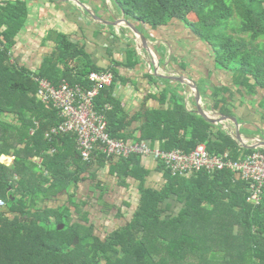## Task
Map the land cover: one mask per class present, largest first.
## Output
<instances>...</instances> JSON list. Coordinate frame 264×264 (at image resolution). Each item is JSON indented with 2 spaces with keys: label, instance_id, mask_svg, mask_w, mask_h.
<instances>
[{
  "label": "trees",
  "instance_id": "obj_1",
  "mask_svg": "<svg viewBox=\"0 0 264 264\" xmlns=\"http://www.w3.org/2000/svg\"><path fill=\"white\" fill-rule=\"evenodd\" d=\"M113 1L128 18L152 29L183 20L208 41L218 66L233 73L237 87L264 89V0ZM26 16L22 0L0 4V159L14 157L9 167L0 162V200L6 203L0 207V264H264V201L249 203L248 184L229 171L180 177L159 163L166 184L153 190L142 186L147 172L140 157L110 162L120 179L141 182V196L127 224L105 232L104 238L97 235L91 212L76 194L71 206L48 208V200L69 192L77 181L91 179L93 164L103 159L98 151L91 162H84L76 135L46 137L64 120L51 105L37 100L35 79L55 88L66 81L90 89L89 76L102 72L90 65L82 68L86 54L66 35H59L56 52L38 72L14 65L11 52ZM229 31L246 34L249 41ZM76 62L80 64L75 67ZM110 88L102 91L96 109L112 108L105 112L109 132L122 139L113 127L118 106ZM211 133L209 124L187 113L178 101L172 112L150 113L139 139L159 140L161 150L186 153L206 143L211 155L228 152L230 159H239L240 148L229 135L221 133L213 140ZM37 157L43 159L41 166L33 161ZM174 198L178 213L170 202ZM60 225L66 229L59 230Z\"/></svg>",
  "mask_w": 264,
  "mask_h": 264
},
{
  "label": "crops",
  "instance_id": "obj_2",
  "mask_svg": "<svg viewBox=\"0 0 264 264\" xmlns=\"http://www.w3.org/2000/svg\"><path fill=\"white\" fill-rule=\"evenodd\" d=\"M11 1L16 0H0V4ZM22 1L25 2L27 16L15 38L11 52L12 63L30 72H38L56 52L59 35L68 36L86 54L82 68L90 65L102 73L112 74V71H116L113 73L115 83L110 91L118 108L113 113L112 122L122 139L141 140V128L148 122L150 113L172 112L178 101L185 106L187 113L203 119L198 115V104L192 91L166 81V76L187 78L195 82L206 116L210 115L212 119L218 116L233 119L240 127L241 137L249 145L252 143L251 136L260 137L264 134V89L237 87L233 73L218 66L208 41L183 20L172 19L169 24L152 29L126 16L142 34L139 44L149 47V51H144L135 40L134 30L124 25L110 24L124 17L123 9L113 0H79L80 3L78 0ZM130 52H133L132 56ZM79 64L76 62L73 66ZM253 84H256L254 80ZM175 95L178 97L174 98ZM206 123L211 126L213 140H216L218 134H227L240 148L237 158L242 159L247 155L243 154L237 140L225 128ZM230 127H233L232 124ZM51 135L48 132L46 137ZM151 145L160 148L161 142L157 140ZM55 151L51 149L49 153ZM224 154L229 155L228 152ZM99 155L103 160L93 164L91 174L88 175L91 179L77 181L69 192L60 193L47 203H58L68 196L69 201H64L60 207L71 206V195L76 194L79 202L86 205L85 210L91 212L90 218L96 231L104 234L119 229L131 219L140 203L141 182L135 178L120 179L114 166L101 153ZM13 161L14 157L6 155L0 159L7 167ZM33 161L39 166L43 164L41 157ZM140 161L141 168L147 172L143 188L163 189L166 178L160 164L150 157H140ZM42 169L46 168L43 166ZM170 202L173 210L178 213L181 208L176 198ZM72 209L76 213V209ZM74 217L76 221L79 218Z\"/></svg>",
  "mask_w": 264,
  "mask_h": 264
},
{
  "label": "built area",
  "instance_id": "obj_3",
  "mask_svg": "<svg viewBox=\"0 0 264 264\" xmlns=\"http://www.w3.org/2000/svg\"><path fill=\"white\" fill-rule=\"evenodd\" d=\"M88 81L91 88L72 87L64 83L55 88L46 80L35 79L38 86L36 98L51 105L64 120L51 134L77 136V148L84 162H91L100 151L109 162L129 159L132 156L150 157L163 163L174 175L192 177L200 172L214 174L229 171L239 175L248 184V202L261 205L264 201V151L256 150L242 159L232 160L227 154L211 155L206 143H200L192 152L164 151L147 140L131 141L113 137L109 132L106 111L98 112L96 100L102 91L115 83L111 73H92ZM6 203L0 200V207Z\"/></svg>",
  "mask_w": 264,
  "mask_h": 264
},
{
  "label": "water",
  "instance_id": "obj_4",
  "mask_svg": "<svg viewBox=\"0 0 264 264\" xmlns=\"http://www.w3.org/2000/svg\"><path fill=\"white\" fill-rule=\"evenodd\" d=\"M77 2H79V0ZM87 12L91 13L88 9H87ZM122 13L124 15V17L122 19H117L116 23H111L110 22V24L113 25V26L124 25L125 27H128L129 29L134 30L135 31V40L137 41L138 45L140 47H142L144 49V51H149V47L147 45L145 47V46H141L139 44V41L142 38L141 32L137 29L135 24H133L132 22H130L127 19L124 10H122ZM153 57L155 58V56H153ZM164 79L166 81H169V82L177 83L180 86H182L184 89H189L190 91H192V94L194 95V98L196 99L197 104H198V115L201 118H203L204 120H206V122H208V123L219 125L223 129L225 128L237 140V142L239 143V145H240V147L242 149L254 150V151L255 150H264V134L262 136H260V137L251 136L252 143H251V145H249V143L245 142L244 139L241 137L240 127L233 119L228 118V117H224V116H218L217 119H212L210 115L206 116V114L202 110V106H201L202 97L200 95L198 86L196 85L195 82H193L192 80L187 79V78H173V77H170V76H166V77H164ZM231 124H232L233 127H230ZM58 228H59V230L63 231V230L66 229V225H60ZM79 244H80V238L77 237L76 238V242H75V246L77 247Z\"/></svg>",
  "mask_w": 264,
  "mask_h": 264
},
{
  "label": "rangeland",
  "instance_id": "obj_5",
  "mask_svg": "<svg viewBox=\"0 0 264 264\" xmlns=\"http://www.w3.org/2000/svg\"><path fill=\"white\" fill-rule=\"evenodd\" d=\"M170 23V21L168 22V24ZM237 24H239V23H237ZM228 31V30H227ZM230 32V34H233V36L234 37H236L237 39H244L245 41H249L248 40V37L246 36V34L245 35H238V33H235V32H231V31H229ZM262 41H264V40H262ZM260 43H258V44H256V45H251L252 46V48L253 49H257V46L259 45ZM8 120H12V118H7ZM12 165V164H11ZM83 196V195H82ZM82 196H79V197H81L82 198ZM80 198V199H81ZM64 201L65 202H68L69 201V199H68V196L65 198V199H63V201H60V202H58V203H54V204H48V208H53V207H60V206H62V205H60V204H64ZM75 216L76 217H78V215L77 214H75ZM59 227V226H58ZM104 232V231H103ZM97 235L98 236H100V237H102V238H104L105 237V234H101V233H99V231H97ZM104 264V263H103Z\"/></svg>",
  "mask_w": 264,
  "mask_h": 264
}]
</instances>
